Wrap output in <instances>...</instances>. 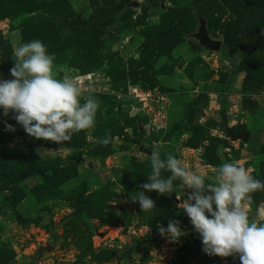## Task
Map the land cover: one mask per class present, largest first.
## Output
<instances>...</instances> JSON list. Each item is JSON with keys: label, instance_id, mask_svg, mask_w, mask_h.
Returning a JSON list of instances; mask_svg holds the SVG:
<instances>
[{"label": "rangeland", "instance_id": "obj_1", "mask_svg": "<svg viewBox=\"0 0 264 264\" xmlns=\"http://www.w3.org/2000/svg\"><path fill=\"white\" fill-rule=\"evenodd\" d=\"M199 17L219 51L193 37ZM261 29L264 0H0L3 78H12L15 49L39 39L55 78H73L81 103L98 102L94 125L62 143L28 136L11 110L0 114V264H173L182 255L186 264H239L202 251L177 207L192 191L179 178L167 195L144 190L149 211L131 198L147 182L152 151L205 173L206 183L223 162L264 181ZM250 196L242 203L258 218L264 189ZM88 217L104 238L88 230ZM169 220L184 230L178 241L157 230Z\"/></svg>", "mask_w": 264, "mask_h": 264}, {"label": "clouds", "instance_id": "obj_2", "mask_svg": "<svg viewBox=\"0 0 264 264\" xmlns=\"http://www.w3.org/2000/svg\"><path fill=\"white\" fill-rule=\"evenodd\" d=\"M14 56L9 69L12 78L4 79L0 74V114L7 116L11 110V118L28 136L57 143L67 142L73 133L94 125L97 100L89 96L81 103L82 90L73 78H55L54 56L42 41L20 44ZM4 127L6 131L15 130L6 122ZM108 142L107 136L99 141ZM149 164L147 182L131 198L142 212L155 206L144 190L167 195L174 191L173 181L179 178L192 191L186 198L177 199V207L189 218L202 251L209 256H238L239 264H264V205L258 208V218H249L242 203L251 199L250 193L264 189V181L255 179L238 162L221 163L214 183H206L205 173L188 168L171 154L162 159L158 151H152ZM161 170L170 175L162 177ZM157 230L170 242L185 234L179 221L174 220H169L166 227L157 224Z\"/></svg>", "mask_w": 264, "mask_h": 264}, {"label": "water", "instance_id": "obj_3", "mask_svg": "<svg viewBox=\"0 0 264 264\" xmlns=\"http://www.w3.org/2000/svg\"><path fill=\"white\" fill-rule=\"evenodd\" d=\"M129 7H139V3L138 1H133L131 2L129 5ZM199 29L198 32L195 33L193 35V37L198 40L199 44L201 46H203L206 50L209 51H219L221 49L222 43L220 40L217 39H212L210 38L207 28H206V20L203 17H199ZM140 130L142 131V128L140 127ZM231 136L235 139V140H240L242 142H247V140L250 137L249 133H240V134H232ZM82 213H86L85 210L82 211ZM80 213H75L72 216H69L66 220L63 221V224H65L67 221H69L70 219H72L74 216L79 215ZM86 225L88 230H90L91 232H93L95 234V236H97L98 239H102L106 236L105 232H100L98 227L92 222V218L88 217L86 220ZM52 250V246L50 243H48L46 245V247H41L38 254L41 255L42 251H50ZM186 260H187V256L186 255H182L180 260L173 263V264H186Z\"/></svg>", "mask_w": 264, "mask_h": 264}]
</instances>
